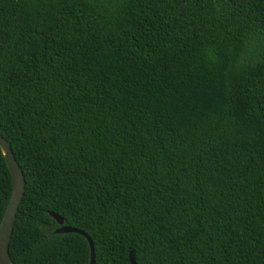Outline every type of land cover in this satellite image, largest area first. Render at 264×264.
Here are the masks:
<instances>
[{
  "label": "trees",
  "instance_id": "1",
  "mask_svg": "<svg viewBox=\"0 0 264 264\" xmlns=\"http://www.w3.org/2000/svg\"><path fill=\"white\" fill-rule=\"evenodd\" d=\"M0 136L11 264H264V0H0Z\"/></svg>",
  "mask_w": 264,
  "mask_h": 264
},
{
  "label": "water",
  "instance_id": "2",
  "mask_svg": "<svg viewBox=\"0 0 264 264\" xmlns=\"http://www.w3.org/2000/svg\"><path fill=\"white\" fill-rule=\"evenodd\" d=\"M0 154L3 158L10 178V195L0 220V264H11L8 257V245L13 228V223L15 220V215L23 196L24 179L21 169L19 168L12 155L9 144L1 136ZM48 216L57 225V228L53 231L54 234H77L85 239L89 251L88 264H94L93 250L89 238L76 229L64 227L62 225V219L58 216L52 213H49ZM127 259L129 264H134L132 254L130 252L128 253Z\"/></svg>",
  "mask_w": 264,
  "mask_h": 264
}]
</instances>
